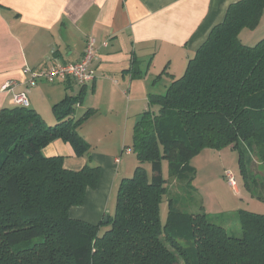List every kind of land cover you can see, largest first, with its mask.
<instances>
[{
	"label": "trees",
	"instance_id": "obj_1",
	"mask_svg": "<svg viewBox=\"0 0 264 264\" xmlns=\"http://www.w3.org/2000/svg\"><path fill=\"white\" fill-rule=\"evenodd\" d=\"M263 13L264 0L232 3L184 73L164 94L150 95L134 128L137 167L122 179L107 222L70 215L102 171L78 130L90 113L75 117L80 96L54 104L55 124L30 106L0 109V264H264V214L240 209L243 235H230L204 205L197 212L182 209L162 174L167 159L171 174L189 185L195 155L232 146L247 187L255 184L264 198V180L251 179L247 168L252 152L264 163V38L250 45L240 37L258 27ZM56 139L87 158L82 169L67 168L62 155L44 154ZM104 226L110 228L101 234Z\"/></svg>",
	"mask_w": 264,
	"mask_h": 264
},
{
	"label": "crops",
	"instance_id": "obj_2",
	"mask_svg": "<svg viewBox=\"0 0 264 264\" xmlns=\"http://www.w3.org/2000/svg\"><path fill=\"white\" fill-rule=\"evenodd\" d=\"M236 1L0 0V109L16 106L14 92L26 90L29 106L49 124L57 122L54 104L67 95L81 98L76 118L90 112L78 130L92 146L93 164L102 171L84 203L71 207V218L92 224L104 219L128 172L129 161L121 156L127 147L132 150L134 128L150 107V95L164 94L184 73L189 59ZM89 36L95 37L98 49L92 80L80 84L70 77L42 79L27 86V66L44 69L79 62ZM240 37L250 45L264 38V13L258 27L243 29ZM8 80L19 83L15 91L2 90ZM43 151L46 156H64L72 170L88 161L63 139L48 143Z\"/></svg>",
	"mask_w": 264,
	"mask_h": 264
},
{
	"label": "rangeland",
	"instance_id": "obj_3",
	"mask_svg": "<svg viewBox=\"0 0 264 264\" xmlns=\"http://www.w3.org/2000/svg\"><path fill=\"white\" fill-rule=\"evenodd\" d=\"M127 149L131 150V148L127 147L121 156L126 162L129 161L128 172H125L126 178L134 175L138 164L135 152L133 153L131 150V155H126ZM247 161L251 179H256L258 183L263 181L264 163L258 159L254 152H252ZM191 166L195 171V177L193 182L188 185L187 178L186 180H178L177 176L171 174L167 159H163L162 163V174L165 184L169 187V190H172L171 196L176 197L177 203L182 209L197 212L204 205L211 221L223 225L230 235L237 237L243 235L239 219L240 209L264 214V198L259 197L260 194L255 187L256 185L251 186L252 189H249L246 185L238 148L236 149L232 146L205 148L192 158ZM146 167L150 172L149 163L146 164ZM226 171H231L234 174L236 186L229 184L225 176ZM121 181H119L116 192H114L110 200V205L106 212L107 215H113L116 211L118 189ZM237 186L238 190H236ZM167 214L168 200L164 196L161 203L162 221L165 222ZM109 228L110 226H104L99 232L103 234ZM182 242L190 245V241L186 238L182 239Z\"/></svg>",
	"mask_w": 264,
	"mask_h": 264
},
{
	"label": "built area",
	"instance_id": "obj_4",
	"mask_svg": "<svg viewBox=\"0 0 264 264\" xmlns=\"http://www.w3.org/2000/svg\"><path fill=\"white\" fill-rule=\"evenodd\" d=\"M97 45L96 39L94 36H89L86 42V47L84 54L79 62L66 63V64H53L44 69H33L31 67H26L25 72L29 74L27 80V86L32 87L37 84L39 80L45 79L53 81L56 79H66L68 77L73 78L80 84H85L88 81L92 80L95 76L94 70L91 68L92 62L97 56ZM18 82L14 80H8L3 86V91L13 90L15 91L18 86ZM15 104L28 107L30 101L26 90L15 91L13 95ZM130 149H127V152H130ZM225 176L228 179V182L231 186H236V180L234 174L231 171H226Z\"/></svg>",
	"mask_w": 264,
	"mask_h": 264
},
{
	"label": "water",
	"instance_id": "obj_5",
	"mask_svg": "<svg viewBox=\"0 0 264 264\" xmlns=\"http://www.w3.org/2000/svg\"><path fill=\"white\" fill-rule=\"evenodd\" d=\"M104 221L107 222L108 221V215L106 214L104 217Z\"/></svg>",
	"mask_w": 264,
	"mask_h": 264
}]
</instances>
